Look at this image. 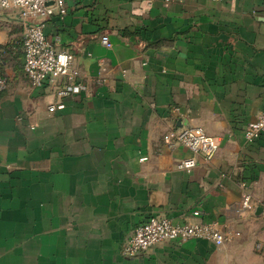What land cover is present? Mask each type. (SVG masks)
Here are the masks:
<instances>
[{
  "label": "crops",
  "instance_id": "1",
  "mask_svg": "<svg viewBox=\"0 0 264 264\" xmlns=\"http://www.w3.org/2000/svg\"><path fill=\"white\" fill-rule=\"evenodd\" d=\"M64 8L44 34L74 54L84 91L59 99L31 86L22 56L5 57L0 264H264V136L243 138L264 110V0H64ZM22 32L17 16L0 15V46L21 53ZM57 102L64 108L49 112ZM195 126L219 149L181 170L193 155L169 149L163 135ZM245 193L253 211L241 209ZM152 215L216 223L230 239L123 257L134 227Z\"/></svg>",
  "mask_w": 264,
  "mask_h": 264
},
{
  "label": "built area",
  "instance_id": "2",
  "mask_svg": "<svg viewBox=\"0 0 264 264\" xmlns=\"http://www.w3.org/2000/svg\"><path fill=\"white\" fill-rule=\"evenodd\" d=\"M151 2L152 0H142ZM168 2L169 0H163ZM221 2L222 0H211ZM13 14L18 17L22 27L23 73L32 87H46L59 99L80 94L85 86L80 79L74 54L69 50L58 51L44 34V23L54 15L66 14L64 0H0V15ZM101 45L111 49L107 35L100 37ZM101 72L105 71V61H99ZM5 57L0 55V92L8 87L5 75ZM61 102L51 104L49 112L61 110ZM264 136V110L246 125L243 132L245 142L252 143ZM163 143L169 149L182 147L193 156L178 164L181 170H190L197 165V156L211 161L219 149L218 139L208 135L202 127H186L176 131L172 129L163 135ZM143 160V159H142ZM243 187L246 185L243 183ZM242 211L255 209L252 197L245 193L241 202ZM199 216L198 211L192 213ZM204 240L215 246L229 241V233L221 231L216 223L197 222L176 224L162 215H152L146 221L134 227L121 248L125 258H135L151 248L166 242Z\"/></svg>",
  "mask_w": 264,
  "mask_h": 264
},
{
  "label": "trees",
  "instance_id": "3",
  "mask_svg": "<svg viewBox=\"0 0 264 264\" xmlns=\"http://www.w3.org/2000/svg\"><path fill=\"white\" fill-rule=\"evenodd\" d=\"M19 46L21 47L22 46V43L21 44H19ZM16 52V51H15ZM18 54V55H17ZM0 55H2V56H4V57H8L9 56V58L12 60V59H19L21 56H22V58H23V54H22V52L20 53V55H19V52L18 53H15V55L14 54H12V51H9V50H7V48H6V46H0ZM18 57V58H17Z\"/></svg>",
  "mask_w": 264,
  "mask_h": 264
},
{
  "label": "water",
  "instance_id": "4",
  "mask_svg": "<svg viewBox=\"0 0 264 264\" xmlns=\"http://www.w3.org/2000/svg\"><path fill=\"white\" fill-rule=\"evenodd\" d=\"M183 129V127L175 128L176 131Z\"/></svg>",
  "mask_w": 264,
  "mask_h": 264
},
{
  "label": "rangeland",
  "instance_id": "5",
  "mask_svg": "<svg viewBox=\"0 0 264 264\" xmlns=\"http://www.w3.org/2000/svg\"><path fill=\"white\" fill-rule=\"evenodd\" d=\"M18 55V54H17ZM19 55H20V53H19ZM18 58V57H17ZM17 61H18V59H16Z\"/></svg>",
  "mask_w": 264,
  "mask_h": 264
}]
</instances>
